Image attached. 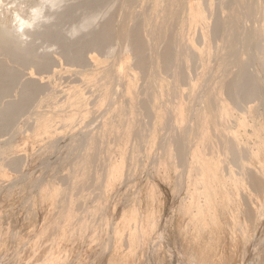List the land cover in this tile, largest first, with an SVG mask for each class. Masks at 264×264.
<instances>
[{
	"label": "bare ground",
	"instance_id": "6f19581e",
	"mask_svg": "<svg viewBox=\"0 0 264 264\" xmlns=\"http://www.w3.org/2000/svg\"><path fill=\"white\" fill-rule=\"evenodd\" d=\"M76 1L0 12V264H264V0Z\"/></svg>",
	"mask_w": 264,
	"mask_h": 264
},
{
	"label": "rangeland",
	"instance_id": "374dc122",
	"mask_svg": "<svg viewBox=\"0 0 264 264\" xmlns=\"http://www.w3.org/2000/svg\"><path fill=\"white\" fill-rule=\"evenodd\" d=\"M21 1H23V0H21ZM77 1H78V0H77ZM77 1H76V2H77ZM115 1H116V3L118 4V2L122 3L123 0H121V1L113 0V2H115ZM67 2H68V1H67ZM74 2H75V1H73V3H74ZM79 2H80V1H79ZM69 3L71 4L72 2L69 1L67 4H69ZM73 3H72V4H73ZM116 3H115V4H116ZM120 3H119L118 5H117V4H116V5L119 7V6L121 5ZM67 4H66V5H67ZM116 5H114L115 8L117 7ZM133 7H134V6H132L131 9H132ZM81 8L83 9L84 6L81 7ZM87 8H88V7H87ZM115 8H113V9L115 10ZM85 9H86V8H85ZM77 10H78V11H76V12H79V8H78ZM88 10L90 11L89 8H88ZM88 10L86 9V10H85L86 12L83 10V11H84V12H83V11L80 9L79 14H80V13H81V14L79 15L80 17L78 16V18H77V16H76V15H78V13L76 14V12H75V13H74L75 16H74V14H73L74 17L71 16L73 19H71V17H69V19H70L71 21L68 19V17H66V18H65L64 16H61V17H60L61 12H62V10H60V11L58 12L60 15H59V14H56L57 16L54 15V17H52L53 19L51 18V23H53V22L55 21L54 23H56V27H58V26H57V22H59L58 25L62 22V24H61L57 29H59L60 31L63 29V30H62V31H63L62 33L65 34V35H67V36H69V35H68V32H66L65 29H69V30H70V28H72L71 25H76V24L78 23V22H77V21H78L77 19H79V18L81 19V17L83 18V17H85V15L89 14V11H88ZM111 10H112V9H111ZM117 10H118V8H116V10H115L114 12H113V11H110V12H111V14H112V13L115 14V13L117 12ZM91 11H92V9H91ZM91 11H90V12H91ZM132 11H133V12H132ZM132 11H131L132 14L130 15L131 17L129 16L131 21L128 20V22L130 23V26H131V25H134L135 22L137 23V20L141 19V18H137V19H136L135 17H132L133 14L136 15V16L138 15V14L135 12V9H134V8L132 9ZM87 12H88V13H87ZM83 13H85V14H83ZM82 14H83L84 16H83ZM109 14H110V13H109ZM109 14H107V16H108L107 18L110 17ZM112 15H113V14H112ZM55 16H56V17H55ZM58 16H59V17H58ZM57 17H58L59 19L61 18L63 21H60L61 19H60V20H59V19H56ZM75 17H76L77 19H75ZM64 18L67 19L66 22L64 21ZM103 18H104V19H103ZM103 18H101L102 20L99 19V20H101V21H99V22L97 21V24L94 25L95 30L92 29V31H96V29L98 30V29H99V28H98V25L101 24L100 22L103 23V21H106L105 19H107V18H106V17H103ZM54 19H55V20H54ZM74 20H76V21H74ZM132 21H134V22H132ZM42 22H43V21H42ZM64 22H65V23H64ZM68 22H69V23H68ZM75 22H77V23H75ZM44 23H45V22H44ZM49 23H50V22H49ZM49 23H47V24H49ZM63 23H64V25H63ZM66 23H67V24H66ZM70 23H72V24H70ZM73 23H74V24H73ZM45 24H46V23H45ZM65 25H66L67 27H66ZM61 26H62V27H61ZM60 27H61V28H60ZM69 27H70V28H69ZM96 27H97V28H96ZM64 30H65V32H64ZM67 31H68V30H67ZM85 33H87V30H86V31H83V33L81 32V34H78V36H75V39H79V38H80L79 35H82V34H84V35H82V37L85 36V35H86ZM73 39H74V37L72 38V40H73ZM75 39H74V40H75ZM41 41H42V44H45V43H43V42H44V39H43V40L40 39L39 42H38V41H35V43L38 42V44L40 43L39 45H41ZM75 41H76V40H75ZM45 42H46V40H45ZM38 44L36 43V45H38ZM47 44L49 45V44H51V43H49V42L47 41V42H46V45H41V46H40V51H43L44 48L47 50V46H48ZM112 44H115L114 40L112 41ZM55 46H56V45H54L53 47L51 46L50 48L48 47L49 50H47V51H49V52H52V51H53V52H57V50H58L59 48H58V46H56V47H55ZM115 46H116V44H115ZM43 47H44V48H43ZM161 47H162V46H161ZM53 48H54V49H53ZM41 49H42V50H41ZM52 49H53V50H52ZM107 50H108L107 47H105V48L103 49L104 52H106ZM103 51H102L103 57H104V58H108V57L110 58V56H108V55L105 56V54H107V53H104ZM58 52H59V50H58ZM129 52H130V51H129ZM129 52H128V53H129ZM129 54H130V53H129ZM107 56H108V57H107ZM113 58H114V57H112V59H113ZM201 63H203V62H200V64H201ZM198 64H199V63H198ZM200 64H199V65H200ZM201 65H202V64H201Z\"/></svg>",
	"mask_w": 264,
	"mask_h": 264
},
{
	"label": "clouds",
	"instance_id": "9594fccd",
	"mask_svg": "<svg viewBox=\"0 0 264 264\" xmlns=\"http://www.w3.org/2000/svg\"><path fill=\"white\" fill-rule=\"evenodd\" d=\"M43 2L46 4L45 12L56 11V4L58 0H43ZM23 8H27V6L22 5L20 0H0V12H9L13 17L14 22L27 20V17H25L22 13ZM38 8L39 5L27 8L28 15L32 17V19L28 21L30 27H34L35 23L40 22L36 15ZM44 22H50L47 16H44Z\"/></svg>",
	"mask_w": 264,
	"mask_h": 264
}]
</instances>
